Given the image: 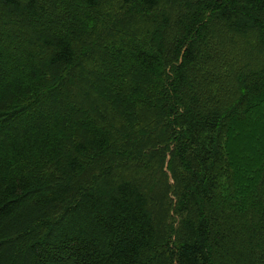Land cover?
<instances>
[{
	"label": "trees",
	"instance_id": "16d2710c",
	"mask_svg": "<svg viewBox=\"0 0 264 264\" xmlns=\"http://www.w3.org/2000/svg\"><path fill=\"white\" fill-rule=\"evenodd\" d=\"M248 50L264 0H0V264H264Z\"/></svg>",
	"mask_w": 264,
	"mask_h": 264
},
{
	"label": "rangeland",
	"instance_id": "374dc122",
	"mask_svg": "<svg viewBox=\"0 0 264 264\" xmlns=\"http://www.w3.org/2000/svg\"><path fill=\"white\" fill-rule=\"evenodd\" d=\"M243 42H246V41L244 40ZM239 48H242V47H239ZM241 53H242V50H241ZM250 58L252 62L258 61L255 63L260 64L262 67H264V51H261V53H257L255 51L253 52L252 50H248L247 55L240 56L238 59V62L240 65L244 66L249 62ZM242 68H245V67H242Z\"/></svg>",
	"mask_w": 264,
	"mask_h": 264
}]
</instances>
